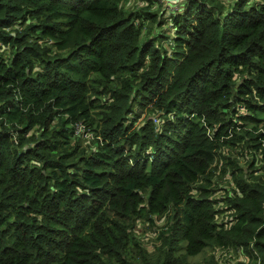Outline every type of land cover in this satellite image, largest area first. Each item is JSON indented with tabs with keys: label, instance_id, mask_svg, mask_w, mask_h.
Instances as JSON below:
<instances>
[{
	"label": "trees",
	"instance_id": "obj_1",
	"mask_svg": "<svg viewBox=\"0 0 264 264\" xmlns=\"http://www.w3.org/2000/svg\"><path fill=\"white\" fill-rule=\"evenodd\" d=\"M209 249L264 264V0H0V264Z\"/></svg>",
	"mask_w": 264,
	"mask_h": 264
},
{
	"label": "rangeland",
	"instance_id": "obj_2",
	"mask_svg": "<svg viewBox=\"0 0 264 264\" xmlns=\"http://www.w3.org/2000/svg\"><path fill=\"white\" fill-rule=\"evenodd\" d=\"M183 0H165V3H168L169 5H172V3H177ZM165 8L167 10H169L168 7L165 6ZM168 15V13L166 14ZM168 31L173 30L171 28L167 29ZM144 116V114H142L140 116V118L138 119L137 123H141L142 122V117ZM74 129H76V135L73 134L72 135V139L76 140L81 144V145H85L88 144V142L90 143V140L92 139V135L90 131H87L82 124H75L74 125ZM79 129V130H77ZM251 155V153H249ZM250 158V156H245V155H241L239 156V163L241 165H245L246 162L248 161V159ZM257 172L261 171L260 165L255 166ZM219 173V171H217ZM226 175V174H225ZM260 174H256V176H259ZM226 180V179H223ZM224 186V183H219L218 184V189L215 193H213V200H216V204H221L222 205V201L220 200V196L222 193V188ZM183 216V221L186 222L188 217L186 214H181ZM225 215V213H224ZM218 216V220H220L222 218V213L218 212L217 214ZM156 221V227L160 226L163 224V219L162 218H158L155 220ZM135 234H137L138 237L142 238L144 244L146 247H148L149 249H151L153 247V243L155 241V236L157 234V231H155V228L153 229V226H151L149 224V222H145V223H141V224H136V230H135ZM179 253L184 254L185 250H184V246H185V239L183 237L180 238L179 240ZM211 253V250H202L201 252L197 253V254H193V255H186L187 260L190 262V264H207V259L209 257V254ZM215 254V260L217 261L218 264H235L238 260L243 258V254L240 253L239 251H235V250H222V249H216L214 251Z\"/></svg>",
	"mask_w": 264,
	"mask_h": 264
},
{
	"label": "built area",
	"instance_id": "obj_3",
	"mask_svg": "<svg viewBox=\"0 0 264 264\" xmlns=\"http://www.w3.org/2000/svg\"><path fill=\"white\" fill-rule=\"evenodd\" d=\"M79 124V123H78ZM81 124V123H80ZM84 127V126H83ZM77 130H79V129H77Z\"/></svg>",
	"mask_w": 264,
	"mask_h": 264
}]
</instances>
